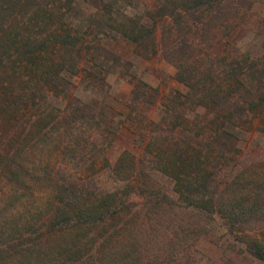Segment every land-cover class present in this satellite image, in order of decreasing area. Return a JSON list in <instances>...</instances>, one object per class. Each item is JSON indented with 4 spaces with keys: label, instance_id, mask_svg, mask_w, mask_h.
<instances>
[{
    "label": "trees",
    "instance_id": "trees-1",
    "mask_svg": "<svg viewBox=\"0 0 264 264\" xmlns=\"http://www.w3.org/2000/svg\"><path fill=\"white\" fill-rule=\"evenodd\" d=\"M136 5L0 0V264H202L196 243L219 220L241 245L231 263L264 264V238L249 233H264V155L240 159L248 131L264 123V16H248L240 0ZM240 28L252 33L243 44ZM120 35L142 56L160 52L186 88L149 119L160 90L129 74L142 151L121 150L107 186L72 176L45 150L67 161L106 155L117 123L70 93L78 74L93 88L127 74L102 43Z\"/></svg>",
    "mask_w": 264,
    "mask_h": 264
},
{
    "label": "rangeland",
    "instance_id": "rangeland-1",
    "mask_svg": "<svg viewBox=\"0 0 264 264\" xmlns=\"http://www.w3.org/2000/svg\"><path fill=\"white\" fill-rule=\"evenodd\" d=\"M160 1L136 0L135 10L142 12L144 7L155 8ZM240 2L245 8L249 6L248 16L253 15L254 18L264 16V0H240ZM251 36L252 33L247 28H240L236 30L234 39L243 44L244 40H250ZM102 43L121 55L124 64L127 62L125 66L127 74L122 76L117 73H110L105 80L99 79V81H96L95 79L92 82L95 84L94 88L88 83L89 81H87L85 74L84 76L83 74L82 76L78 74L73 78L74 86L72 87L70 98L81 99L82 103L85 102L94 107V109L113 117L115 123H117L116 133L113 135L112 142L105 152L106 155L87 153L83 154L86 161H83L81 157H77L76 162L75 159L74 161H67L69 157L66 153L59 154L56 159L54 152L51 155L52 148L46 149L45 153L52 156L51 158L56 160V164L66 163L65 166L72 176H91L101 185L111 186L115 183L109 176L108 164H112L119 152L125 148L135 151L137 155L142 151L137 145L139 135L136 133L140 123L132 120L129 114V101L134 81L133 77H131L132 75L130 76L129 74L132 72L136 78L142 79L160 90L159 99L146 111L149 119H158L162 111L161 101L174 90H184L186 86L175 78L174 65L165 59L160 52L151 57L142 56L138 52L135 43L121 35L105 37ZM53 100V105L56 106H63L65 102V99L61 96L53 98ZM31 112L33 111L31 110ZM263 125L264 123L256 121L248 131V138L244 144V152L240 159H254L264 155ZM82 126H84L82 127L83 130L84 128L88 129L87 131L92 129V126L86 123H83ZM81 132L83 131L81 130ZM103 138V136L99 135V143L104 141ZM153 177L157 186L167 192L169 191L170 194L173 193L172 182L168 177L160 174H155ZM132 196L138 198L136 194ZM209 228V232L200 235L196 243L198 251H196L195 258L199 259L202 264H216L219 261L222 264H233L229 260L233 256L232 252L234 250L239 251L241 248V245L236 243V237L225 229L220 220L216 223H211ZM249 233L264 238V233L260 229L249 230ZM248 262L249 260L241 258L239 255L238 263L248 264Z\"/></svg>",
    "mask_w": 264,
    "mask_h": 264
}]
</instances>
